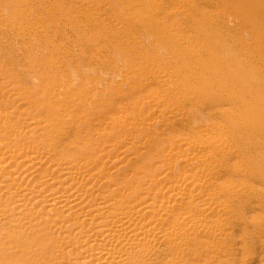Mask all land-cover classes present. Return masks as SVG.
<instances>
[{"label": "rangeland", "instance_id": "1", "mask_svg": "<svg viewBox=\"0 0 264 264\" xmlns=\"http://www.w3.org/2000/svg\"><path fill=\"white\" fill-rule=\"evenodd\" d=\"M20 1H24V4L19 0H0V82L16 94L15 98L29 101L31 103L29 110L34 108L32 101L35 97L40 98L42 104H46L44 96H49L52 99L50 103L54 106L52 109L49 105L50 113L52 115L66 114L64 120L55 119L56 124L50 128L49 135L45 138H41L43 131H40L37 138L43 148H58L55 142L57 138L60 139L59 145L62 146L69 143L68 145L85 144L84 146L96 147L101 144L102 136H107L112 131L108 128L111 122L107 123L103 129L96 128L97 125L102 127L104 123L99 113H105L110 118L123 114V117L120 115L121 119L127 118L128 125H135L139 121L137 119H141L137 117V113L144 109H141V105L145 103L144 100L146 102L150 100L151 103L156 96L158 98L160 95H166L174 104L176 103L175 105H182L181 107L192 110L194 107L186 97L192 95L194 99L204 98L211 90L217 97L223 96L227 101L224 108L226 110L230 108L233 112V116L227 118L228 123L241 120L243 125L250 126L251 121L249 119L242 121V117L238 115L240 112V115L245 113L254 118L256 127L264 128V0H259L262 7L258 8H255L254 4L248 7L242 0H192V2L191 0H169L170 2L168 0H156L157 2L155 0V2L153 0H141V2L140 0H122L125 3L121 0ZM142 17L144 20H141ZM181 27L183 30H178ZM176 31L175 35L173 32ZM236 39H239L238 42ZM188 48L191 49L190 52ZM241 54L244 55L243 58L240 57ZM171 57L174 59L172 60ZM184 58L188 60L183 61ZM149 61H151L150 66ZM215 61L228 69L230 76H224L221 70L211 69L209 63ZM139 64L140 67H138ZM164 69L165 71H162ZM131 71L133 72L130 73ZM156 71L163 73L159 75ZM233 74H236V77ZM160 76L161 81L157 80ZM169 77L172 82L168 84L165 80ZM176 88L178 89L175 90ZM175 92L181 98H177ZM53 93L55 97L52 96ZM140 95L142 97H139ZM9 97L10 95L0 97V110L12 111L13 107L10 104L12 101ZM254 102L256 105H253ZM129 109L132 110L129 111ZM257 110L262 113L258 115ZM142 114L148 116L146 110H143ZM217 117L221 119V115H216L208 122H213L215 129L219 127L225 131L222 127L224 122ZM184 130L180 137L185 139L191 137L188 140L195 144L198 141L200 143L194 132ZM160 132L162 130L158 128H148L141 137L153 139L155 136L164 134L171 140L179 136L177 134L169 136L168 130H163L161 134ZM81 133L86 137L85 139L82 138ZM122 133L125 134V131L123 130ZM227 133L225 131L224 136L232 142H230L231 148H234V152L236 151V156L233 155L230 163L236 162L238 170L243 173L240 176L233 175L228 183L231 187L236 186L234 187L236 195L225 197L226 195L217 194L213 197L210 206L214 207V213L204 219L206 224L213 225L210 234L189 238L173 251L164 246L165 259L174 258L179 260L178 264H264V202L260 197L264 193V185L255 182L250 175L248 177V174L252 172L250 166L260 165L259 159L256 152L239 148L240 151L237 147L241 146L234 145L231 135ZM53 136L55 141L51 139ZM255 139L257 145H260L258 149L264 153V135H257ZM160 144L165 145L158 141L153 143L152 147H160ZM247 165H250L249 169ZM252 174L255 177L253 172ZM243 190H246L245 193ZM26 241L29 242L28 239ZM4 244L0 243V264H23L24 262L12 252V246ZM198 247L202 251H198ZM11 252L13 254H10Z\"/></svg>", "mask_w": 264, "mask_h": 264}, {"label": "bare ground", "instance_id": "2", "mask_svg": "<svg viewBox=\"0 0 264 264\" xmlns=\"http://www.w3.org/2000/svg\"><path fill=\"white\" fill-rule=\"evenodd\" d=\"M242 1L248 7H252L253 4L255 8L262 7L261 0ZM19 2L22 1L19 0ZM168 2L170 1L168 0ZM22 3L24 4V1ZM26 7L29 6L26 5ZM128 8L130 9V7ZM26 9L28 12V8ZM160 14L162 13L160 12ZM180 14L182 13L180 12ZM37 16L39 15L37 14ZM179 18L181 20V17ZM171 25L173 24L171 23ZM181 29L182 27L178 30L181 31ZM173 33L175 34L177 31ZM131 38L133 37L131 36ZM189 42L191 43V41ZM250 43L247 44L250 45ZM131 50L133 51V49ZM243 56L241 54L240 57L243 58ZM186 60L188 59H183V61ZM257 63L259 64V62ZM150 64L151 61L148 65L150 66ZM209 66L211 69L221 70V74L224 76H230V71L224 68L220 62H211ZM168 67L170 68V66ZM158 73L160 75L163 72ZM143 76L146 77L144 73ZM233 76L236 77V74ZM170 77L165 80L168 84L172 82ZM157 80L161 81V76ZM173 80L175 79L173 78ZM0 89V97L10 95L9 98L12 101L10 104L13 107L11 112L0 110V128L2 129L0 133V243L11 245L12 252L24 262L23 264H178L179 260L174 258L165 259L164 246L173 251L189 238L198 237L202 234L209 235L213 225L206 224L204 219L214 213V207L210 206L212 198L217 194L226 195L225 197L236 195L234 188L236 186L231 187V184L228 183H230L233 175L240 176L242 172L238 170L236 162L235 164L230 163L236 151L234 152V148H231L232 142L227 140V136H224L225 131L231 135L232 141L235 142L234 145L241 146L237 147L238 149H247L257 153L256 156L260 165H249L255 177L252 172L248 174V177L250 175L255 182L264 185V153L258 149L260 145H257L255 139L257 135H264V128L256 127L254 118L245 115V113L240 115V112L238 115L240 118L242 117V121L244 119L251 121L250 126L243 125L241 120L228 123L227 118L233 116V112L230 108L229 110L224 108L226 99L223 96L217 97L212 90L204 98L194 99L192 95L191 97L187 96V100L194 107L192 110L181 107L182 105H175L176 103L174 104L168 96H161V93L159 94L160 97L157 98L156 96L157 99L154 98L151 103L150 100L146 102L142 98L145 103L141 105V109L144 108L143 110H146L148 115L143 116V110L137 113L138 116H136L141 118L137 119L139 120L137 122L142 125L138 123L128 125L129 120L127 118H120L123 114H120L121 116L115 114L116 116L110 118L105 113H99L101 121L104 123H102V127L97 125L96 128L98 130L99 128L103 129L107 123L111 122L108 128L112 131L109 135L102 136L101 144L96 145V147L84 146L85 144L68 145L69 143L62 146L59 145L60 139L57 138V142L53 136L51 139L59 147L43 148L37 138L38 134L41 133L40 131H43L41 138H45L46 135H49L50 128L56 124L55 119L64 120L66 114L52 115L50 113L49 105L52 109L54 106L53 103H50L52 99L49 96H44L46 104H42L40 98L35 97L32 101L34 108L29 110L31 104L29 101L15 98L16 94L4 87L1 82ZM175 93L177 98H181L177 92ZM52 96L55 97V94L53 93ZM151 98L153 99V97ZM259 100L261 101V99ZM176 102L179 103V101ZM253 105H256V102ZM39 112L43 115H40ZM256 113L260 115L262 112L257 110ZM216 115H221V119L217 118L224 122L222 127L225 128V131L219 127L215 129L213 122H208L210 118ZM214 123L216 124V122ZM148 128H158L162 132L168 130L169 136L170 134H177L179 138L173 139L171 137L172 139L169 140V137H165L160 132L159 137L144 139L141 135H144ZM181 129L190 133L194 132L200 143L198 141L195 144L188 140L191 137H187V139L180 137L182 135ZM123 130L125 134L122 133ZM78 135H80L79 132ZM81 136L83 139L86 138L82 133ZM158 141L165 145L160 144V147H152L153 143ZM206 151L207 153H204ZM260 197L264 202V193ZM230 204L232 203L230 202ZM209 247L211 248V245ZM198 251H202L200 247H198ZM12 252L10 254H13ZM27 258L29 259L27 260Z\"/></svg>", "mask_w": 264, "mask_h": 264}]
</instances>
